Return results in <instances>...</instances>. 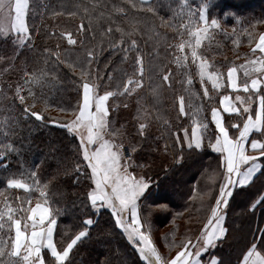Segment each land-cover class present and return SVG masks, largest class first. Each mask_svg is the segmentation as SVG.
I'll return each instance as SVG.
<instances>
[{
	"label": "trees",
	"instance_id": "obj_1",
	"mask_svg": "<svg viewBox=\"0 0 264 264\" xmlns=\"http://www.w3.org/2000/svg\"><path fill=\"white\" fill-rule=\"evenodd\" d=\"M29 3L31 43L21 46L17 34L0 33V150L5 144L19 150L9 149L8 160L4 161L7 167L0 165V213H3L0 238L10 246L15 236L8 207L14 210L11 213L14 219H21L24 228L30 222L27 220L30 212L23 209L45 203L57 220L54 241L58 250L83 229L84 219L91 217L97 221L89 229L91 238H83L70 252L71 264H104L106 260L110 264H144L126 235L115 226L111 213L105 209L96 213L92 208L87 196V185L92 181L73 180L74 165L86 167L79 137L54 125L38 127L39 122L24 112L30 105V111H41L46 119L69 123L77 118L82 84L94 82L100 95L106 90L114 93L108 99L109 124L105 132L108 139L127 146L132 137L139 139L135 131L139 124L146 125L144 148L148 151L130 169L134 173L146 172L149 179L157 181L148 200L142 201L141 214L148 216L151 235L161 251L168 250L167 258L171 259L179 250L177 245L185 235L196 231L197 224L202 231L206 222H199L202 211L209 209L208 218L218 197L223 170L219 154L210 146L217 133L211 109L220 108L222 96L232 94L228 68L240 69L260 54L256 45L264 35V0H29ZM205 4L209 27L196 47L194 59L188 42L194 43L191 33L196 29L185 25L189 24L190 13L198 21ZM211 19L218 20L220 26H211ZM196 27H203V23L198 22ZM66 32L77 40L75 45L68 43ZM132 40L136 41L135 46L131 45ZM181 44L185 45L183 49ZM89 51L93 53L91 58ZM137 57H142V73ZM201 60L209 65V72L223 74L221 90L204 79L201 82ZM164 75H168L167 81ZM37 79L39 83L34 82ZM129 79L133 84H128ZM137 80L141 81L139 87L135 84ZM18 89L25 98L23 103ZM181 96L183 113L179 111ZM235 116L224 115L231 135L236 130L230 123L243 124V119L230 122V117ZM194 121L208 125L202 130L204 146L181 152L182 147H187L184 129H188L191 138ZM179 155H183V160L177 163ZM146 162L150 163L149 168L136 167ZM10 178L23 179L32 185L31 190L8 187L6 180ZM165 192L172 195L162 198ZM253 192L254 195L230 199L226 209L225 227L229 228L231 239L227 244H219L213 254H222L230 264H239L246 247L257 241L258 229L264 221V208L258 205L253 214L249 201V196L254 201L264 192ZM145 207L147 212L143 211ZM43 255L45 264L50 259L54 261L47 249Z\"/></svg>",
	"mask_w": 264,
	"mask_h": 264
},
{
	"label": "snow or ice",
	"instance_id": "obj_2",
	"mask_svg": "<svg viewBox=\"0 0 264 264\" xmlns=\"http://www.w3.org/2000/svg\"><path fill=\"white\" fill-rule=\"evenodd\" d=\"M207 11L208 5L205 4L200 11L198 21L192 19L190 13L189 24L185 25V27L196 29L191 33L195 37L194 43L188 42L189 46L192 47L194 59L197 58L196 47L200 44L202 35L208 32ZM29 12V0H14V2L13 0H7V2L0 0V13L5 14V21L0 24V27H3L5 32L14 30L21 46H24L25 43H31L33 39L28 25ZM198 22L203 23L202 29L196 27ZM210 25L220 26L216 19H211ZM80 27L82 30L84 25ZM64 35L67 36L69 44L75 45L77 43L71 32H66ZM249 35L251 38V34ZM131 45L135 46L136 41L132 40ZM184 46L181 44L180 48L183 49ZM256 48L260 50V57L240 66L244 68V76L246 77L242 83L238 82L237 67L233 66L227 70V79L231 89L238 91L242 88L244 92L249 93L247 99L240 95L235 97L236 101H240L244 105L243 112L232 102L230 95H223L220 100L223 110L217 107L211 109V120L214 122L217 133L215 142L211 143L210 146L213 151L219 154L223 170V182L219 187V195L215 200V205L211 208L210 216L207 218L200 236L197 237L196 243L194 244L191 239L183 241L177 245L180 250L171 259L166 260L160 255L149 235L150 220L147 215L142 217L141 214L142 201L148 200L151 195L150 189L152 185L157 184V181L149 179L146 172L134 173L129 171L137 159L145 158V153L148 151L144 148L146 125L140 123L135 129L139 139L132 137V141L127 145V151L124 142L117 143L115 140L105 139L104 130L109 124L107 101L114 93L106 90L103 95H100L96 92L98 85L89 82L82 84V96L78 99L79 114L76 120L70 123H60L55 118L46 119L41 111H30V105L24 108L27 116L33 117L39 122L38 127L40 125H54L64 128L66 132H75L79 127L87 129L86 138L83 135L79 136V148L82 149V157L86 162V167L75 164L72 178L77 183L85 179L92 181L91 184L87 185V196L92 208L96 213H100L101 209L111 213L114 217L115 226L121 230L122 234L126 235L127 240L137 251L144 264H230L222 254L212 256L210 261H204L202 257L209 252L210 248H217L218 244H227L231 239L229 228L225 227L229 200L235 199V196L239 195L249 193L254 195L253 190L264 192V163H262L264 161V87H262L264 86V35L260 36ZM253 51L255 52V49ZM92 56L93 53L89 51L88 57L91 58ZM137 64L140 65L142 73V57H137ZM199 67L201 82L207 76L214 87H223L222 73L209 72V65L203 60L200 61ZM253 73H259V75L250 80L247 79L252 77ZM163 79L167 81L168 75H164ZM34 82L39 83V80ZM140 83L141 81L137 80L135 82L136 87H139ZM128 84H133V81L129 79ZM124 90H128L127 85L124 86ZM29 94L31 95V92ZM17 95H19V89ZM205 95H207V89H205ZM24 99L23 95H19L21 103L24 102ZM253 103H257L255 111L252 108ZM179 111L184 112L183 96L180 97ZM225 112L237 114L235 117H230V122L232 119H243L242 126L240 123H230V126L236 130L233 135L229 134V128L225 126L223 115ZM194 124L191 138H189L188 129H184L183 139L187 141V147H182L181 152L200 150L204 146L202 130H206L208 125L196 121ZM254 133L258 134L259 138H256ZM176 139L179 142L181 138L178 135ZM92 145L95 147H91ZM9 149L19 151L9 144L3 145V150H0V165L4 167H7L4 161L8 160ZM138 149H142V151H138ZM165 150L167 149L165 148ZM249 150L255 154L250 155ZM182 160L183 155H179L177 163ZM136 167L149 168L150 163L137 164ZM31 175L35 180V173L33 172ZM6 185L10 188L14 187L26 191L32 188V185L23 179L15 178L7 179ZM146 193L148 195H145ZM249 201L253 214L258 205L264 208V195L259 196L254 201L249 196ZM156 204L160 207H166L164 204ZM12 211L14 210L8 207L9 219L13 221L15 227V236L10 246L0 238V264H45L44 249H47L50 252V257L54 258V261L50 259L49 264H55V262L65 264L66 261H69V255L74 246L83 238H91L89 229L97 223L91 217L84 219L83 229L67 243L66 247L58 250L54 241L57 220L49 207L37 204L34 209H23L25 212H30L27 217V220L31 221L30 232L27 223L22 230L21 219H14L11 215ZM143 211L147 212V208L145 207ZM2 216L3 213H0V218ZM258 232L261 237L259 241L261 250H258L255 240L251 241L246 247V251L242 253L240 264H264V228H259ZM69 264H71L70 261ZM104 264H110V261L106 260Z\"/></svg>",
	"mask_w": 264,
	"mask_h": 264
},
{
	"label": "rangeland",
	"instance_id": "obj_3",
	"mask_svg": "<svg viewBox=\"0 0 264 264\" xmlns=\"http://www.w3.org/2000/svg\"><path fill=\"white\" fill-rule=\"evenodd\" d=\"M143 1H148V0H143ZM6 2H7V0H6ZM13 2H14V0H13ZM5 21V14L4 13H0V24H2L3 22ZM9 27H10V21H9ZM203 27H204V25H203ZM203 27H200V29H202ZM0 33H2L3 35H8L9 33H15L14 32V30H11V31H9V32H5L4 30H3V27H0ZM16 34V33H15ZM206 34L207 33H204L203 35H202V37H201V39H200V41L201 40H203L204 38H205V36H206ZM141 72V71H140ZM204 80H206L207 82H210L211 84H212V81L207 77V76H205L204 77ZM222 82H223V86H224V80L222 79ZM89 83H94V82H89ZM213 85V84H212ZM216 88V87H215ZM217 90H221V88H216ZM96 92L99 94V92H98V90H97V88H96ZM103 95V94H102ZM109 101L110 100H108L107 101V106L109 107ZM94 110V109H93ZM79 114V113H78ZM78 116V115H77ZM74 120H76V118H72V120L71 121H74ZM70 121V122H71ZM69 122V123H70ZM107 129V128H106ZM106 129L104 130V137L106 138V139H108L107 138V135H106ZM72 133H74V134H76L78 137L80 136V135H83L85 138L87 137V129L86 128H84V127H79L75 132H72ZM79 134V135H78ZM126 151H127V146H126ZM122 163H123V161H122ZM129 171H131V169H129ZM171 193L170 192H165L164 194H162V198H164V197H167L168 195H170ZM146 195V194H145ZM172 195V194H171ZM176 199H174L173 201H175ZM37 204H39V203H35L34 205H32L31 207H30V209H32L34 206H36ZM44 204V203H43ZM208 213H209V209L208 208H205L203 211H202V217H201V219L199 220V222H201L202 220H206V222H207V215H208ZM30 214V213H29ZM210 216V215H209ZM131 218L129 217V220H130ZM205 222V223H206ZM46 226V225H45ZM24 227H25V224H24ZM27 227H28V229H29V232L31 231V221L27 224ZM201 225L200 224H197L196 226H195V229H196V231L193 233V234H190V235H185L184 237H185V239H183L182 241H181V243L183 242V241H185V240H187V239H191L192 241H193V243H195L196 242V240H197V237H199L200 236V233H201ZM24 228H22V230H23ZM150 230H152V227H151V229ZM149 235H150V238L152 239V241H153V244L155 245V247L157 248V250L159 251V253H160V255L164 258V259H169V257L170 256H168V258H167V253H168V250L166 249V251H161L160 249H159V247L157 246V244H156V242H155V237L153 236V235H151V233L149 232ZM187 238V239H186ZM180 250V249H179ZM179 250H176L175 252H177V251H179ZM174 252V253H175ZM176 254H174L171 258H173L174 256H175Z\"/></svg>",
	"mask_w": 264,
	"mask_h": 264
},
{
	"label": "crops",
	"instance_id": "obj_4",
	"mask_svg": "<svg viewBox=\"0 0 264 264\" xmlns=\"http://www.w3.org/2000/svg\"><path fill=\"white\" fill-rule=\"evenodd\" d=\"M259 50V49H258ZM260 51V50H259ZM260 55H261V53L257 56V57H255V58H253L252 60H256V59H258L259 57H260ZM252 60H250V61H252ZM245 64V63H244ZM243 64V65H244ZM237 71H238V82H243L245 79H246V77L244 76V68H237ZM259 75V73H253L252 74V77H248L247 79H251V78H254L255 76H258ZM228 86H229V82H228ZM262 87H264V86H262ZM220 88H222V87H220ZM229 89L231 90V92H232V94H228V95H230L231 96V99H232V102H234L235 103V105L237 106V107H239V108H241V111H243V108H244V105L240 102V101H236L235 100V97H236V95H240V96H242V97H244L245 99H247V97L249 96V93H246V92H244V90L241 88L240 90H233V89H231V87L229 86ZM252 106H253V104H252ZM257 108V103L255 104V107H254V111H255V109ZM220 109L221 110H223V105L220 103ZM237 115V114H235V113H232V114H229V113H223V115ZM230 134V133H229ZM231 135V134H230ZM254 136H256V138H259V136H258V134H253ZM249 154L250 155H254L255 153H253L251 150H249ZM219 195V194H218ZM39 204H42V205H44V206H46V207H48L45 203L43 204V203H39ZM36 206H34L32 209H34ZM30 215V214H29ZM261 228H264V221H263V223H262V227ZM260 239H261V237H260V234H258V236H257V238H256V242H257V247H258V250H261L260 249V245H259V241H260ZM202 242V241H201ZM196 243V242H195ZM194 243V244H195ZM219 245V244H218ZM193 250H195V249H193ZM214 250H215V248H210V250H209V252L208 253H206V254H204V256L202 257V259L204 260V261H210V259H211V257L212 256H214ZM242 260V259H241ZM240 260V261H241ZM239 264H240V262H239Z\"/></svg>",
	"mask_w": 264,
	"mask_h": 264
}]
</instances>
